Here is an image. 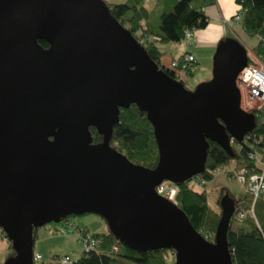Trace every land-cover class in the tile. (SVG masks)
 <instances>
[{
    "label": "water",
    "instance_id": "obj_1",
    "mask_svg": "<svg viewBox=\"0 0 264 264\" xmlns=\"http://www.w3.org/2000/svg\"><path fill=\"white\" fill-rule=\"evenodd\" d=\"M247 57L237 39L220 41L212 77L188 90L103 0H0V231L12 251L5 264H34L35 231L82 214L100 216L130 249L169 251L174 264H233L229 196L209 242L155 188L197 177L209 142L232 156L229 137L241 142L252 130L236 86ZM131 105L153 128V170L109 145ZM91 127L101 143L92 144Z\"/></svg>",
    "mask_w": 264,
    "mask_h": 264
},
{
    "label": "trees",
    "instance_id": "obj_2",
    "mask_svg": "<svg viewBox=\"0 0 264 264\" xmlns=\"http://www.w3.org/2000/svg\"><path fill=\"white\" fill-rule=\"evenodd\" d=\"M103 1L115 21L127 29L147 56L160 66L163 52L159 45L181 42L186 32L193 33L207 28L209 20L204 9L215 3V0H157V9V5L149 9L146 4L150 0H123L117 4L110 0ZM235 3L238 6L236 15L239 17L235 22L245 35L259 39L251 52L264 63V0H235ZM161 4L164 5V10L161 9ZM39 44L43 48L47 47L43 41ZM183 59L184 55L176 61L179 66ZM161 68L177 81L175 72L163 66ZM187 76L192 77L193 74L187 73ZM183 86L188 89L185 83ZM253 115L254 127L241 142L236 140L232 144V156L217 144L209 142L204 172L194 177L197 182L204 181V184L196 187L198 189L189 180L176 185L178 192L169 199L185 214L194 230L209 242L214 241L221 209L215 210L208 205L204 189L207 183L213 179L217 170L231 163L234 164V169L226 173L228 177H235L241 170H245L248 175L260 171L252 156L256 154L259 157L264 152V112H255ZM89 132L93 145L102 142V136L95 128H89ZM109 145L137 166L153 170L158 163L153 128L146 114L135 105L119 112ZM251 205L252 197L245 191L234 200L235 210L227 232L233 264H264V194L256 200L252 214ZM240 212L245 214L243 219L237 218ZM66 225L69 226L68 221ZM77 230L89 233L86 227H77ZM0 235L6 238L1 231ZM90 235L97 241L98 251L81 254L74 264H167V250L136 251L120 243L109 231ZM36 238L37 234L34 233V240ZM7 245L11 250V243L7 241ZM114 247H117V251H113Z\"/></svg>",
    "mask_w": 264,
    "mask_h": 264
},
{
    "label": "rangeland",
    "instance_id": "obj_3",
    "mask_svg": "<svg viewBox=\"0 0 264 264\" xmlns=\"http://www.w3.org/2000/svg\"><path fill=\"white\" fill-rule=\"evenodd\" d=\"M122 1L123 0H110L111 3L116 4ZM223 30L225 35L222 41L233 37L249 52H251V50L257 45L259 40L257 37H249L245 35L234 20H230L228 24L223 25ZM197 31L202 32L203 37L201 36L200 41L192 39L194 46L191 51L199 54V57L206 62H204V64L200 63L203 68L199 67V71L194 77L187 76L185 78V85L189 90H193L197 85L212 77V58L217 47V44L214 46L209 43V37L214 34L212 27ZM159 48L164 51L170 50L171 52L168 53L169 57L170 55L177 57L182 51V45L180 42L161 44L159 45ZM168 63L169 61H167V64ZM233 169L234 164L231 163L230 165L217 170L213 179L205 186L204 189L207 193V203L211 208L215 210L221 209L220 201L223 196L227 195L234 201L238 199V196L244 191L241 183L236 177H228L226 175L227 172L232 171ZM67 221L69 222V227L72 229V233L64 232L63 234H59L60 228L63 226L67 227ZM77 227H86L90 234L105 233L109 231L106 222L100 216L95 214L72 215L59 223L47 224L36 230L37 238L35 239L33 250L41 257V260L35 264H61L60 260L65 257V255L68 256L71 262L76 261L83 252V248L81 247L77 236ZM11 254L12 251L10 250L8 257L6 258L7 252L3 253L0 264H5ZM168 254L169 260L167 261V264H172L175 261V257L171 255L170 252ZM53 257H58L60 260L54 261Z\"/></svg>",
    "mask_w": 264,
    "mask_h": 264
},
{
    "label": "built area",
    "instance_id": "obj_4",
    "mask_svg": "<svg viewBox=\"0 0 264 264\" xmlns=\"http://www.w3.org/2000/svg\"><path fill=\"white\" fill-rule=\"evenodd\" d=\"M238 16H234V21H238ZM192 33L186 32L184 36V42L187 49L191 47L190 39ZM247 51V50H246ZM248 64L238 75L236 86L240 94V108L246 112L254 114L255 112H264V63H262L252 52L247 51ZM171 69L175 72V77L178 81L184 82L187 73H192L196 69V60L193 55H185L182 63H171ZM236 140L229 137V145L232 146ZM252 160L256 161L259 166V172L249 174L245 170H241L236 173L235 177L241 183L242 188L246 193L252 197V205L250 213L253 212V206L256 200L264 194V152L258 157L256 154L252 156ZM193 187H200L204 184V181L197 182L193 180L190 182ZM158 195L167 199L172 198L177 192L178 188L169 182H164L156 188ZM245 214L238 213L237 218L243 219ZM69 232L72 233V229L67 226L60 228L59 233ZM78 240L83 248L82 254H88L90 252L98 251V243L91 235L84 234L82 230H77ZM113 251H117V247L113 248ZM33 260L38 262L41 257L38 254L34 255ZM61 264H74L68 257H64L60 260Z\"/></svg>",
    "mask_w": 264,
    "mask_h": 264
},
{
    "label": "crops",
    "instance_id": "obj_5",
    "mask_svg": "<svg viewBox=\"0 0 264 264\" xmlns=\"http://www.w3.org/2000/svg\"><path fill=\"white\" fill-rule=\"evenodd\" d=\"M156 1L157 0H150L146 4L147 8L151 9V8H154L155 5H157L156 6V9H157V7L159 5L156 4ZM161 7H162L161 9L164 10L163 4H161ZM237 10H238V6L236 5L235 0H215V3L213 5L205 7L204 11H205V14L209 20V25L207 26L206 29L212 27V30L214 31V34L211 37H209V40H210L209 43L211 45L216 46V44H218L220 41H222V39L225 35L224 30H223V25L228 24L230 20L233 21V17L237 13ZM155 13H157V12L155 11ZM201 36H202V32L194 31L192 33V38H191L192 47L189 49V53L194 56V58L196 60V64H197L195 71L192 73L193 74L192 77H194L197 74V72L199 71V67H201L200 63L204 64V62H206L204 59H201V57H199V54L195 53L194 51L193 52L191 51V49L194 46L192 39H196V40L200 41ZM180 44L182 45V51L179 54V56H177V57H174L171 55L169 57L168 53L171 52L170 50L164 51V50H161L159 48L163 52V56L161 57V60H160L161 66L169 69L171 62L179 60V58L182 57L187 52L184 42L181 41ZM167 61H169L168 64H167ZM201 68H203V66ZM9 251H10V249L7 245V240L4 239L0 235V260L2 259L3 253H5V252H7V255H6V258H7ZM65 257H68V256L65 255ZM53 258H54V261L58 260V257H56V258L53 257ZM168 260H169V257H168L167 261ZM172 264H174V262Z\"/></svg>",
    "mask_w": 264,
    "mask_h": 264
},
{
    "label": "flooded vegetation",
    "instance_id": "obj_6",
    "mask_svg": "<svg viewBox=\"0 0 264 264\" xmlns=\"http://www.w3.org/2000/svg\"><path fill=\"white\" fill-rule=\"evenodd\" d=\"M47 48V47H46ZM37 231H35V233H36Z\"/></svg>",
    "mask_w": 264,
    "mask_h": 264
},
{
    "label": "bare ground",
    "instance_id": "obj_7",
    "mask_svg": "<svg viewBox=\"0 0 264 264\" xmlns=\"http://www.w3.org/2000/svg\"><path fill=\"white\" fill-rule=\"evenodd\" d=\"M71 234V233H70Z\"/></svg>",
    "mask_w": 264,
    "mask_h": 264
}]
</instances>
